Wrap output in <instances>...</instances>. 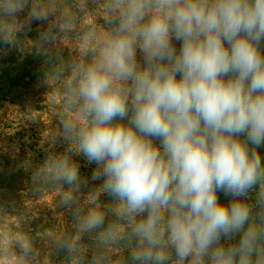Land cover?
I'll list each match as a JSON object with an SVG mask.
<instances>
[{
  "label": "clouds",
  "instance_id": "9594fccd",
  "mask_svg": "<svg viewBox=\"0 0 264 264\" xmlns=\"http://www.w3.org/2000/svg\"><path fill=\"white\" fill-rule=\"evenodd\" d=\"M75 8L0 0V47L47 25L35 49L59 103L31 184L70 214L55 254L66 264H264V0ZM60 40L76 54L50 47ZM81 155L96 165L94 187ZM36 255L32 237L0 231V264Z\"/></svg>",
  "mask_w": 264,
  "mask_h": 264
},
{
  "label": "rangeland",
  "instance_id": "374dc122",
  "mask_svg": "<svg viewBox=\"0 0 264 264\" xmlns=\"http://www.w3.org/2000/svg\"><path fill=\"white\" fill-rule=\"evenodd\" d=\"M60 3L77 15L75 0ZM26 14L27 10L21 17ZM46 27L33 22L20 44L0 47V231L32 237L37 255L29 264H66L63 254H55V241L73 231L70 214L58 206L56 193L34 191L31 184L32 172L49 148L46 140L56 127L53 107L59 103L46 83V58L35 49L38 34ZM174 46L179 50V43L174 42ZM50 47L62 49L66 57L76 54L75 41L60 40ZM63 147L58 144L56 150ZM259 151L264 159V147ZM75 159L89 181L88 188L96 186L99 182L91 181L96 165L82 155ZM218 196L222 203L230 202L223 193ZM101 200L110 202L107 196Z\"/></svg>",
  "mask_w": 264,
  "mask_h": 264
}]
</instances>
